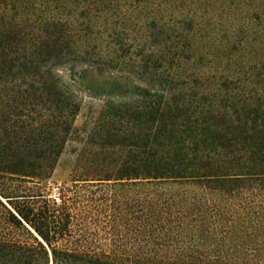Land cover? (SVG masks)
<instances>
[{
    "label": "trees",
    "instance_id": "16d2710c",
    "mask_svg": "<svg viewBox=\"0 0 264 264\" xmlns=\"http://www.w3.org/2000/svg\"><path fill=\"white\" fill-rule=\"evenodd\" d=\"M0 264H264V0H0Z\"/></svg>",
    "mask_w": 264,
    "mask_h": 264
},
{
    "label": "rangeland",
    "instance_id": "374dc122",
    "mask_svg": "<svg viewBox=\"0 0 264 264\" xmlns=\"http://www.w3.org/2000/svg\"><path fill=\"white\" fill-rule=\"evenodd\" d=\"M121 23L122 21H120V24L117 25L118 26L125 25V23H123L122 25ZM102 27L104 26H101L99 28ZM99 28L97 27L96 30H98ZM127 28L128 30L126 32L131 34V38L132 37L135 38L137 28L132 27L131 25L127 26ZM86 46L79 45L78 49L84 50V48L92 47V45H88L87 47ZM108 48H109L108 46H104V49H106L107 51L109 50ZM100 49L101 47L99 48V50ZM59 69L62 76L65 79H68L69 70L66 68V66H62ZM134 82L138 83L137 81ZM80 97L82 100V106H81V111L76 120V126H78V128L80 129L79 134L81 137H77L76 135L74 138H72L67 142L65 149L58 160L53 176L49 178L47 181L49 187L51 188V192L53 194H57L59 190L58 189L59 186L64 184L66 185L71 184L70 179L72 177L73 169L75 167L79 155L82 154L83 152H127V148H124L121 145H115L114 147H109V146H103L101 144L88 142L87 136L90 132L91 127L94 124L95 118L99 115L100 109L104 104L105 97L93 96L91 93L87 91H81ZM119 100L121 101V100H131V99H128L127 97H121L119 98Z\"/></svg>",
    "mask_w": 264,
    "mask_h": 264
}]
</instances>
